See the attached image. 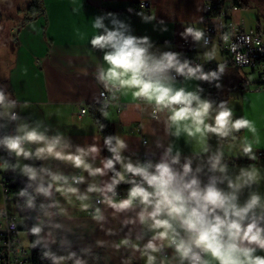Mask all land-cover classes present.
Here are the masks:
<instances>
[{"label":"clouds","instance_id":"9594fccd","mask_svg":"<svg viewBox=\"0 0 264 264\" xmlns=\"http://www.w3.org/2000/svg\"><path fill=\"white\" fill-rule=\"evenodd\" d=\"M137 14L143 15V12ZM153 18L144 17L145 20ZM113 23L116 24V21ZM92 28L103 29L102 34L93 33L89 43L93 49L103 53V63L97 65L95 77L104 89L100 96L108 94L106 103L124 97L129 98L131 103L123 107H131L137 114L150 108L151 117L157 121L161 119L159 114H164L166 132L174 128L173 135L177 138L183 132L200 145V151L196 153L198 158L209 153L210 138H217L221 146L209 156L208 164L209 171L222 175L220 178L209 177L207 183L203 182L194 174V171L201 173L203 165L193 170L191 157H186L181 165V153L176 151L173 155L171 145L159 162H133L131 157L122 155L128 145L119 135L104 139L111 156L103 158L101 166L97 167L94 161L100 148L95 143L87 147L76 146L72 151L71 145L64 141L59 131L49 136V129L41 130L40 123L35 127L21 123L16 135H6L0 139V145L9 155L60 161L80 171V174H65L43 165L39 168L23 166L22 172L28 180L38 182L34 188L35 194L50 199V203L39 206L44 216L49 218V227H62L60 223H51L52 216H61L71 222L70 209L83 213L95 225L93 233L99 230L105 237H119L114 241L100 238L95 241L96 248H110L119 258V264H132L137 253V260L143 264H264V255L257 254L258 251L264 252V201L253 191L243 206L237 203V193L245 186L259 184L262 177L256 166L249 165L250 170L241 168L239 174L231 178L226 175L227 165L221 163L225 140L231 138L235 142L237 136L234 134L247 129L258 144L257 129L249 119L235 118L227 101H221L214 107L213 102L201 99L198 92L203 90L199 86L195 92L175 87L176 78L171 75L174 72L185 79L210 81L218 78V72L205 73L200 65L192 67L188 60L180 62L178 54L174 52H164L157 57L149 51L152 45L147 36L137 38L125 35L123 24L109 30L98 18ZM184 35L200 40L203 33L189 27ZM223 39L227 41L228 37L224 36ZM207 58L212 57L209 55ZM236 59L239 60L240 56ZM224 67L220 64L218 71L222 73ZM16 104V100L8 99L0 91V109L4 110L0 116H9V109ZM22 106L28 107L29 102L25 101ZM114 106L122 107L119 103ZM100 111L107 116L103 108ZM10 119L17 120L18 117L12 113ZM103 127L100 125L101 130ZM233 148H236L235 143H230V151ZM243 156L257 159L253 154V142L247 137L240 141L237 151L233 153L234 159ZM88 157H92L93 162H89ZM177 165L179 168L175 167ZM8 167L7 161L0 165L5 170ZM11 167H19V164ZM84 173H87V177ZM106 176H109L107 180L97 181V178ZM225 181L227 189L218 187V183ZM121 184L129 185L124 197H119L117 192ZM32 186L29 183L27 188ZM27 188L21 189L17 195L26 197L25 207L34 209L35 196L30 195ZM129 213L134 215H125L120 219L121 214ZM112 221H118L119 227L109 226ZM137 223L141 226L140 231L133 236L129 225L135 226ZM44 226L45 221L38 217L37 223L28 230L37 238L32 247L41 243ZM126 228L127 232L124 231ZM52 242L55 243V240ZM64 243L61 240V244ZM168 249L171 254L166 251ZM82 252L92 257L93 264H112V256L93 253L92 246L85 247ZM43 257L50 258L53 264H67L68 261L88 264L87 259H81L75 252L58 256L48 250L43 252Z\"/></svg>","mask_w":264,"mask_h":264},{"label":"crops","instance_id":"0c3cea01","mask_svg":"<svg viewBox=\"0 0 264 264\" xmlns=\"http://www.w3.org/2000/svg\"><path fill=\"white\" fill-rule=\"evenodd\" d=\"M44 14L36 19L12 27L10 33L15 37V42H11L5 54L0 53V68L4 67L0 77V87L3 88L10 100H16L14 108L9 109L7 122L5 116H2L3 132L8 135H16V129L21 123H28L30 127H35L37 123L41 124V130L48 128V135L53 136L59 131L64 136V141L71 145V150L75 151L76 146L87 147L96 144L100 148L99 155L94 161V166H101L100 161L105 158L104 143L93 118V107L99 106L101 97L100 92L103 89L102 84L98 83L95 77L97 65L102 64L103 53L100 50L93 49L89 43L93 33H103V29H93L92 24L96 19H101L102 24L109 30H113L119 24H123L125 35H133L137 38L147 36L152 47L150 52L155 53L157 57L164 52H174L178 54L180 60L190 50L197 52V57L208 59L210 55L212 60L218 64H226V73L221 78L224 82V88L227 92L228 107L234 111V117H245L253 122L257 129L256 136L259 143H255V137L247 129L240 133H235L237 140L235 142L228 138L223 142V152L221 163L227 165L226 175L235 178L240 169L250 170L249 165L258 168L262 177L259 184L253 183L251 186H245L238 193L237 203L243 206L250 193L257 192L262 201H264V162L258 158L251 160L248 156L239 159L233 158L239 147L240 141L247 137L253 142V154L257 157L259 151L264 150V91L258 89V82L240 81L236 77V66L228 63L223 55L219 40H215L209 46L203 43V36L200 40H195L191 35H184L189 27L194 30L205 31V21L203 7L206 3L213 2L222 4L223 12L235 25L243 24L244 29H254L253 26L247 28L246 21L241 14V9L235 5L234 0H42ZM149 2L150 6L145 9L143 15L134 14L130 11L133 3ZM244 2H246L244 0ZM249 6V3L246 2ZM234 7L238 9L235 10ZM111 13L112 15H108ZM145 16H152L153 19L145 20ZM32 17V15H31ZM30 18V17H28ZM116 21V24L113 23ZM261 21L258 20V24ZM262 24V23H261ZM263 25V24H262ZM261 25V26H262ZM263 29V26H262ZM188 42V45L185 44ZM215 45L216 48L209 47ZM215 50L219 52H215ZM220 53V56H219ZM218 54V56H215ZM252 72H254L252 70ZM199 80L185 79L175 81V87H184L188 91H197ZM25 101L29 102L28 107H23ZM130 104L129 98L121 97L119 101L112 104L107 116L104 119L110 123L114 135H119L125 140L128 147L123 150L122 155L131 157L133 162L139 160L144 163L140 155L147 153L151 156L153 163L159 162L166 149L171 145L173 155L180 151V164L182 165L186 157L192 158V168L196 169L198 165H203L201 173H195L203 182L207 183L209 177H221L219 172L209 171V156L216 153L220 148V142L217 138H210V151L202 157H197L196 153L200 151V145L194 140L186 137L182 132L177 138L173 133L175 129H168L164 123V114H159L161 119L154 120L151 115V109L145 110L142 114H137L131 107H123L119 112L114 105ZM218 104H214V107ZM83 109L87 113L82 114ZM4 110L2 109V112ZM18 114V119L12 122L10 114ZM13 125L14 132H10ZM147 140L144 144L143 141ZM235 143L236 148L231 151L229 144ZM34 148V146H33ZM89 162L92 157H88ZM33 160L40 166L50 167L53 171H62L65 174H80L79 170L72 169L60 161L38 160L36 158L27 159L26 162ZM179 168V165L175 166ZM87 177V173H84ZM111 173H109V176ZM109 176L97 178V181L107 180ZM91 180V178H88ZM38 183V182H37ZM126 187L128 185L121 184ZM82 186V190H83ZM218 187L227 189V182L218 183ZM44 198V201L50 203V199ZM58 198V197H57ZM63 203V201H61ZM5 205V203H4ZM14 209L12 205V210ZM139 209H137L138 211ZM55 212V209H49ZM110 211V210H109ZM72 216L71 222L61 216H52L51 223H60L59 228L61 240L65 241L62 245L71 249H81L92 246V250L99 251L102 255L113 257L112 264H119V258L113 251L108 249H99L95 247L97 238L109 241L118 240L119 237H105L103 232L97 230L93 233L95 225L87 220L83 213L70 209ZM125 215H134V213L121 214L120 219ZM45 225L49 224V218L42 216ZM109 226L119 227L118 221L110 222ZM140 225H129L132 228L133 236L140 231ZM52 229V228H50ZM125 232L128 231L126 228ZM49 240H55L52 231L44 230ZM49 232L51 235L49 236ZM123 233H121V236ZM58 242L55 241L54 245ZM51 245V243H48ZM171 254V250H166ZM264 255V252L257 253ZM139 254H135L132 264H143L138 261Z\"/></svg>","mask_w":264,"mask_h":264},{"label":"built area","instance_id":"2783aa9c","mask_svg":"<svg viewBox=\"0 0 264 264\" xmlns=\"http://www.w3.org/2000/svg\"><path fill=\"white\" fill-rule=\"evenodd\" d=\"M142 5L143 7H141ZM149 6V2H142L140 4V7L142 9H146ZM234 9L237 10L238 8L234 7ZM211 10V5L208 4L205 6L206 12H209ZM204 21V45L209 46L216 39L219 40L223 53L229 57L228 63H231L234 66L240 68H251L254 72H258V89L264 91V30L262 29V24L259 23L256 28L246 30L244 29L243 24L235 25L233 22H231L225 12H223L221 18H206ZM224 36L228 37L227 41H224ZM185 44L188 45V42H185ZM237 56H240L239 60L236 59ZM189 64L192 67L200 65L202 71L205 73L217 71L218 78L212 80H219L223 78L226 73L227 67V63L223 64L225 66L224 71L220 73L218 71L220 64L205 58L202 59L200 57H195L194 59L190 60ZM171 75L175 76V81H178L182 78V76H176L174 72H172ZM107 95L108 94H106L104 97L100 96L101 101L99 104L100 109L103 108L105 112H108L112 104L116 103V101H108V103H106ZM122 109L123 107H119L118 111L121 112ZM12 113H15L18 117V114L15 111ZM81 113L85 114L87 113V110L83 109ZM15 121L16 120H12V122ZM10 132H14L13 125L10 128ZM143 143L146 144L147 140H144ZM140 158L143 162L151 160V156L147 153H142L140 155ZM257 158L260 161L264 162V150L257 153ZM2 187L4 192L5 205L0 209V264L31 263L32 253L31 255H29V248L24 245L23 239L19 237V217L24 220V223L25 225L27 224V227L36 224L38 217L40 219H43V217L42 215L35 213L28 215L27 217H22L20 209L16 203L13 204L14 209L11 211L7 206V202L9 201L10 197L8 195V190L3 182ZM128 187L129 185L126 187L120 185L117 189L118 196H126ZM26 231L30 237L28 230ZM32 244L33 242L30 240V247L32 251L34 248H37L39 246V244H37L35 247H32Z\"/></svg>","mask_w":264,"mask_h":264},{"label":"trees","instance_id":"16d2710c","mask_svg":"<svg viewBox=\"0 0 264 264\" xmlns=\"http://www.w3.org/2000/svg\"><path fill=\"white\" fill-rule=\"evenodd\" d=\"M234 2H235V5L238 6L239 8L248 7V4L244 2V0H234ZM208 4L212 6V10L209 12H206L205 6ZM28 11L32 13V17L24 20V23L30 22L36 19L39 15L44 14L43 1L42 0H30ZM144 11L145 9H142L140 7V3H133L131 5V12L134 14L144 12ZM203 14H204V20L206 18H221L223 14V6L221 3L220 4H215L213 2L206 3L203 7ZM195 57H197V52L190 50L186 53V55H184L180 59V62H184V60L190 61L194 59ZM217 85H219V87H217ZM223 87H224V82L222 79L210 80L208 82H203L202 80H199V88L202 89L203 91L198 92V94L201 96V99H207L213 102L214 104H219L221 101H227V99L220 98L223 92ZM0 91H3L5 96L7 97V93L3 88L0 87ZM0 112H2V109H0ZM93 118H94L96 125L99 128V131H100L103 143H104V139L107 136L114 135L113 128L110 125V123H108L104 119L103 115L101 114L100 106L93 107ZM1 125H2V116H0V126ZM100 125H104L102 130L100 128ZM6 135L8 134H6L0 129V139H3L4 136ZM114 143L115 141H113V144ZM104 154H105V157L111 156V153L108 151V148L105 145H104ZM5 161H7L8 164L10 165V167H8L5 170L6 175L3 177V183L8 190V195L10 197L9 201L7 202L8 208L12 211V205L16 203L20 209L22 217H27L28 215H31L33 213L44 216V213L40 209L39 206L42 203L47 204V202L44 201V198L42 195L35 194L34 188L36 187L37 182H30L28 180V177L22 178V177L14 175L17 167L13 168L11 167V165L17 164V158L15 157L14 154L9 155L7 151L3 148V146L0 145V164L3 165ZM27 165L35 166L38 168L37 164H35L33 160L28 161ZM29 183H32L33 185L31 188H27V185ZM25 188H27V191L29 192L30 195L35 196L34 202H35L36 207L34 209H29L25 207L27 198L20 197L17 195V193L21 189H25ZM31 227L32 226L21 228L20 226L19 230H29ZM44 230L52 231V235L55 241L58 242V244L55 246L47 245V247H45V245L39 244V246L37 248H34L32 251L31 264H53L50 258L43 257V252L48 251V250H50L51 252L55 253L58 256L60 255L66 256L68 255L69 252H75L77 256L80 257L81 259H87L88 264H93L92 257L90 255H85L82 252V249L84 248L74 250V249L60 245L61 233H60L59 228L50 229L49 224H46L44 226ZM36 239H37L36 237L30 234V240L32 242H34ZM92 252L96 253L99 251L92 250ZM67 263L74 264V261H68Z\"/></svg>","mask_w":264,"mask_h":264},{"label":"rangeland","instance_id":"374dc122","mask_svg":"<svg viewBox=\"0 0 264 264\" xmlns=\"http://www.w3.org/2000/svg\"><path fill=\"white\" fill-rule=\"evenodd\" d=\"M249 3L248 7L241 9V14L243 15L247 28L253 26L256 28L258 25V20L261 21L263 24V30H264V0H245ZM30 0H0V53L4 52L5 54L6 49L8 45L11 42H15V37H13L12 33H10L13 26L18 25L19 22L23 21L25 18L31 17L32 13L28 11ZM213 50V48H216L215 45L209 47ZM216 52H219L218 50ZM215 56H218V54H215ZM220 56V53H219ZM223 57L226 58V60H229V57L227 55H223ZM236 70V77L240 81L249 82L254 81L258 82L259 73L258 72H252L251 68H240L235 67ZM4 67L0 68V77L2 76ZM227 92H229V89L224 88L222 95L220 98L227 99ZM8 116H5V120L7 122ZM6 134H8L6 132ZM17 158V157H16ZM27 159H24L23 157L17 158V163L19 164V167L16 168L15 174L16 176L25 178L26 175L23 174L22 168L24 165H27ZM1 165V164H0ZM69 174V173H67ZM6 175L5 169L0 168V209L4 206L5 200H4V192L2 187L3 177ZM49 199V198H48ZM49 202V201H47ZM48 204V203H47ZM19 223L21 228L27 227L25 225L24 220L19 217ZM19 237L23 239V243L26 247L29 248L30 254L32 253V249L30 247V237L26 230H20L19 231ZM41 237L43 239L41 240L42 245H45L48 243H51V245H54V243L48 239L47 234L42 231ZM31 264V263H28ZM69 264V263H67Z\"/></svg>","mask_w":264,"mask_h":264}]
</instances>
